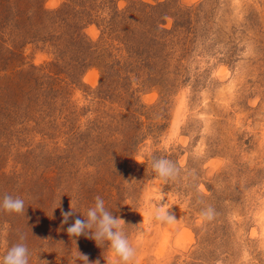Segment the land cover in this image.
<instances>
[{
    "label": "rangeland",
    "instance_id": "obj_1",
    "mask_svg": "<svg viewBox=\"0 0 264 264\" xmlns=\"http://www.w3.org/2000/svg\"><path fill=\"white\" fill-rule=\"evenodd\" d=\"M5 194L25 215L0 210V260L23 242L29 264H113L67 232L99 196L132 264H264V0H0Z\"/></svg>",
    "mask_w": 264,
    "mask_h": 264
},
{
    "label": "clouds",
    "instance_id": "obj_2",
    "mask_svg": "<svg viewBox=\"0 0 264 264\" xmlns=\"http://www.w3.org/2000/svg\"><path fill=\"white\" fill-rule=\"evenodd\" d=\"M150 163L153 171L162 180H175L179 176L180 169L169 159L152 157ZM158 199H161V201L163 200L162 197H158ZM170 209L167 203H160L158 206L151 209V215L157 222L172 224L176 221V218L174 213H170ZM0 210L8 213H15L17 215H25V202L20 197H13L12 195L5 194L2 199H0ZM74 213L75 211L72 206L70 211L62 210V223L67 224L69 218L72 217ZM140 214L143 216L142 213ZM202 216L211 220L213 217V209L211 207L207 208L202 213ZM125 225H127L126 222L114 216L113 213L105 207L104 200L97 196L95 198L94 207H90L87 210V218L83 220L76 218L75 222L67 228V232L70 237L78 238L84 235L89 239H94L99 247L102 241H107L110 250L114 253L113 264H132L137 253L136 248L130 243L129 236L124 230ZM140 238H142V234L137 236V240ZM20 240H26V236L21 234ZM29 258V248L25 243L21 242L13 245L7 251L2 260H0V264H29ZM78 259L82 261L83 264H90L89 258L85 254L79 252ZM41 262L42 264H48L46 260ZM95 264H100V261H95Z\"/></svg>",
    "mask_w": 264,
    "mask_h": 264
},
{
    "label": "trees",
    "instance_id": "obj_3",
    "mask_svg": "<svg viewBox=\"0 0 264 264\" xmlns=\"http://www.w3.org/2000/svg\"><path fill=\"white\" fill-rule=\"evenodd\" d=\"M39 9H41L44 13H47V12H45V11L43 10V7L40 6ZM15 13H17V14L15 15L16 22H17L18 20H20V19L24 16V11L22 12L21 9H20L18 12H17V10H16ZM17 23H18V22H17Z\"/></svg>",
    "mask_w": 264,
    "mask_h": 264
}]
</instances>
